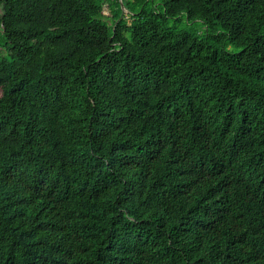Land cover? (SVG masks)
<instances>
[{
  "label": "trees",
  "instance_id": "1",
  "mask_svg": "<svg viewBox=\"0 0 264 264\" xmlns=\"http://www.w3.org/2000/svg\"><path fill=\"white\" fill-rule=\"evenodd\" d=\"M122 3L0 0V264H264V0Z\"/></svg>",
  "mask_w": 264,
  "mask_h": 264
},
{
  "label": "rangeland",
  "instance_id": "2",
  "mask_svg": "<svg viewBox=\"0 0 264 264\" xmlns=\"http://www.w3.org/2000/svg\"><path fill=\"white\" fill-rule=\"evenodd\" d=\"M106 11H107V9H106ZM124 16L127 18V19H129V16H128V12H127V10L126 9H124Z\"/></svg>",
  "mask_w": 264,
  "mask_h": 264
},
{
  "label": "water",
  "instance_id": "3",
  "mask_svg": "<svg viewBox=\"0 0 264 264\" xmlns=\"http://www.w3.org/2000/svg\"><path fill=\"white\" fill-rule=\"evenodd\" d=\"M120 1V3H121V7H122V10L124 11V7H123V3H122V0H119Z\"/></svg>",
  "mask_w": 264,
  "mask_h": 264
}]
</instances>
